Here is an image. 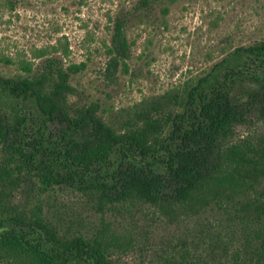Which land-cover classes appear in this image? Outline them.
Returning a JSON list of instances; mask_svg holds the SVG:
<instances>
[{"label":"trees","instance_id":"16d2710c","mask_svg":"<svg viewBox=\"0 0 264 264\" xmlns=\"http://www.w3.org/2000/svg\"><path fill=\"white\" fill-rule=\"evenodd\" d=\"M177 1L114 18L109 83L130 58L128 25ZM16 64L0 73V264H124L142 220L181 233L162 264H264V38L117 110L81 99L83 63Z\"/></svg>","mask_w":264,"mask_h":264},{"label":"rangeland","instance_id":"374dc122","mask_svg":"<svg viewBox=\"0 0 264 264\" xmlns=\"http://www.w3.org/2000/svg\"><path fill=\"white\" fill-rule=\"evenodd\" d=\"M137 1L0 0V59L11 61L0 62V73H19V60L38 64L48 56L67 65L83 63L85 69L71 81L81 99L117 110L192 82L228 52L264 38V0L177 1L167 14L157 10L128 25L130 58L111 84L103 74L113 21ZM91 220L97 223L98 215ZM139 226V242L120 260L162 264L168 240L180 237V231L151 226L149 220Z\"/></svg>","mask_w":264,"mask_h":264}]
</instances>
